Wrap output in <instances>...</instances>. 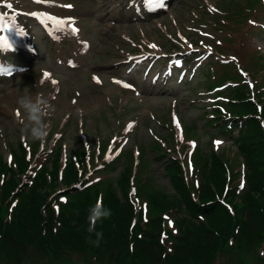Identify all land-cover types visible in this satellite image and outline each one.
<instances>
[{
	"label": "rangeland",
	"instance_id": "rangeland-1",
	"mask_svg": "<svg viewBox=\"0 0 264 264\" xmlns=\"http://www.w3.org/2000/svg\"><path fill=\"white\" fill-rule=\"evenodd\" d=\"M249 1L168 0L162 13L149 15L158 5L141 0H56L72 9L50 8L80 20L84 32L81 41L60 36V43L47 38L33 21L23 19L38 55H7L17 60L9 63L22 61L28 67L0 78V161L8 164L12 153L22 154L21 144L29 148L27 156L32 152L30 162L48 147L62 151L65 158L83 154V161L90 157L91 184L103 188L111 184L119 195V179L135 162L131 189L141 194L138 208L150 194H173L164 171L171 160L183 162L192 185L202 162H211L212 152L232 167L242 168L243 159L234 144L236 132L224 134L221 126L213 124H229L225 118L232 111L225 98L238 89L225 82L229 74L231 82L241 80L252 97L264 102V3H255L257 11L251 13ZM131 2L136 7L131 8ZM18 5L28 10L42 6L25 0H18ZM12 13L14 21L22 23L20 14ZM7 20L3 22L13 21ZM153 44L155 48L149 47ZM4 56L0 47V61ZM48 72L52 78L44 75ZM221 80L223 88L212 89L211 84ZM24 95L39 96L54 109L45 118L50 128L43 143L21 131L24 112L18 100ZM44 161L42 156L39 162ZM29 167L19 174L18 184L23 187L30 184ZM66 189L61 184L55 189L56 208ZM14 190L1 191L0 198H8ZM168 220L172 228V217ZM65 257L75 262L51 260L30 250L20 264H110L85 261L78 255ZM4 263L0 257V264ZM213 264H264V243L223 254Z\"/></svg>",
	"mask_w": 264,
	"mask_h": 264
},
{
	"label": "trees",
	"instance_id": "trees-1",
	"mask_svg": "<svg viewBox=\"0 0 264 264\" xmlns=\"http://www.w3.org/2000/svg\"><path fill=\"white\" fill-rule=\"evenodd\" d=\"M258 1H249V10H254L251 13L257 11ZM221 82L211 85L219 87ZM250 98V91L243 87L236 91L233 99L227 98L232 111L225 118L229 124H213L221 126L224 134L237 132L234 144L243 159V170L212 152L211 162H202L198 183L192 185L181 162L171 160L164 171L173 194H150L140 209L130 190L132 167L119 179L121 195L111 184L105 188L97 183L88 186L91 180H84L80 189L74 188L87 171L83 154H77L81 167L69 158L60 175L63 166L57 150L31 176L30 184L19 185V174H25L30 164L26 149L19 145L22 154H14L15 167L0 161V192L15 189L8 200L0 198V257L7 264H20L34 250L42 257L67 263L75 261L65 255L110 264H213L223 254L263 244L264 102ZM60 184L68 188L63 194L68 198L56 210L55 189ZM97 201L111 215L98 220L90 233L89 209ZM168 216L173 219L172 228ZM96 233L103 234L98 246L90 242L97 239Z\"/></svg>",
	"mask_w": 264,
	"mask_h": 264
},
{
	"label": "clouds",
	"instance_id": "clouds-1",
	"mask_svg": "<svg viewBox=\"0 0 264 264\" xmlns=\"http://www.w3.org/2000/svg\"><path fill=\"white\" fill-rule=\"evenodd\" d=\"M18 104L24 112V118L20 121L24 125L21 131L25 134H30L33 140H39L43 143L50 128V124L46 122L45 118L49 114L51 105L39 96L33 99L29 95L21 96L18 100ZM110 215L111 211L105 209L101 201H97L96 205L89 209L88 221L90 226L88 231L90 233L93 232L96 222ZM102 235V233H96L97 239L90 242L98 246Z\"/></svg>",
	"mask_w": 264,
	"mask_h": 264
},
{
	"label": "snow or ice",
	"instance_id": "snow-or-ice-1",
	"mask_svg": "<svg viewBox=\"0 0 264 264\" xmlns=\"http://www.w3.org/2000/svg\"><path fill=\"white\" fill-rule=\"evenodd\" d=\"M39 2V0H38ZM147 4L149 5H161L160 0H147ZM5 7L11 9L12 5L10 3L4 5ZM65 7H72L71 5H65ZM7 15V13H0V33H4L12 28H15V21H13V23L10 25L8 23H4L3 21L5 20V16ZM31 15H36V13H32ZM48 19L52 20L55 25H56V29L57 30H63L65 28V26H67V28L70 30L71 34H77L78 33V29L76 27H74L71 23V20H64V19H59L56 17H49ZM20 35H23V31H18ZM0 47H9V42L6 36L4 35H0ZM149 47L151 48H155L156 45H149ZM177 64H179V61H177ZM46 77L48 76L47 73L44 74ZM94 79H96L94 77ZM55 83V81H53ZM97 82H99L97 80ZM125 87H130V85H124ZM217 145H219L221 142L220 141H216L214 142ZM195 145H193L194 147ZM106 159H112V157H108L106 156ZM241 187H243V184H241ZM171 223V222H170Z\"/></svg>",
	"mask_w": 264,
	"mask_h": 264
},
{
	"label": "bare ground",
	"instance_id": "bare-ground-1",
	"mask_svg": "<svg viewBox=\"0 0 264 264\" xmlns=\"http://www.w3.org/2000/svg\"><path fill=\"white\" fill-rule=\"evenodd\" d=\"M49 17H56V18H59V19L68 20V19H66V18L63 16V14H62L61 12H58V15H46V14H44L43 17H42V19H43L44 21L47 20L49 23H51L52 25H54V30L57 31V32H58V31H59V32L66 31V33H64V34H69V35H71V36H76V37H78V36L80 35V31H79V29L77 28V26L75 25V23H74L72 20H71L72 25L78 29V33H77V34H71V32H70V30L67 28V26H65V28H64L63 30H57V29H56V25H55V23H54L52 20L48 19ZM25 53H26V52H25ZM26 54H28V53H26Z\"/></svg>",
	"mask_w": 264,
	"mask_h": 264
}]
</instances>
